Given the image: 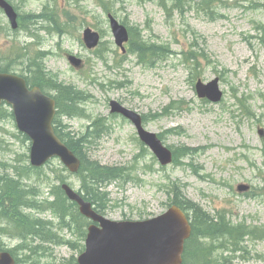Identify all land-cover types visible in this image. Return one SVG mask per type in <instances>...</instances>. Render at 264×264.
<instances>
[{"label":"rangeland","instance_id":"obj_1","mask_svg":"<svg viewBox=\"0 0 264 264\" xmlns=\"http://www.w3.org/2000/svg\"><path fill=\"white\" fill-rule=\"evenodd\" d=\"M14 2L26 16V30L13 31L0 10V54L6 59L0 56L1 64L37 86L31 72L38 63L46 72L41 88L53 97L54 84L83 91L82 115H58L56 126H65L61 134L58 132L65 142L89 133V161L123 169L121 178L93 189L95 200L109 206L103 209L108 219L137 221L160 216L174 197L169 188L179 186L183 197L196 202L205 213L225 215L234 225L255 227L262 234L264 136L258 131L264 130V0H223L209 5L204 0ZM108 13L137 30L140 43L161 46L164 52H146L140 59L138 53L130 52L129 45V54H123L115 45ZM86 28L102 35V45L95 52L82 40ZM192 44L199 52L196 59L190 57ZM67 55L82 59L84 67L76 70ZM198 78L204 82L219 78L223 101L212 104L200 100L192 83ZM112 100L146 116V129L163 136L166 145L174 149L188 146L196 153L180 158L179 165L162 169L140 142L134 126L111 115ZM184 106L186 109L169 112ZM30 147V140L17 129L11 107L3 106L0 175L17 180L19 174L31 173L27 171ZM49 163L42 170L48 182L41 189V201L51 200L48 193L51 185L57 184V173L85 194L82 175L65 171L59 159ZM22 182L30 183L28 179ZM241 184L250 186V192L257 191L239 193L237 186ZM30 212L51 220L55 231L73 247L49 243L50 255H35L38 240L28 237L19 241L0 232L6 249L23 260L22 264L30 260L74 264L73 257L76 261L84 250V229L74 225L72 235L58 227L52 212ZM4 226L8 224L0 228ZM238 249L242 250H217L214 254L221 259L235 256V264H264V239L246 238Z\"/></svg>","mask_w":264,"mask_h":264},{"label":"water","instance_id":"obj_2","mask_svg":"<svg viewBox=\"0 0 264 264\" xmlns=\"http://www.w3.org/2000/svg\"><path fill=\"white\" fill-rule=\"evenodd\" d=\"M0 8L5 11L12 27H18V15L6 1L0 0ZM116 44L126 52L124 43L128 42V31L110 16ZM84 41L89 49L98 46L100 36L87 29ZM70 63L77 69L82 67V60L69 56ZM200 98L219 102L222 93L218 80L208 85L201 81L196 86ZM6 101L13 107L18 129L32 140L31 164L44 166L50 159L59 157L72 172L80 169V160L56 135L53 121L56 115V102L46 96L40 88L29 90L25 79L0 72V104ZM111 112L120 114L135 126L140 140L150 148L162 166L173 163V152L163 141L143 126L142 117L125 108L117 101H112ZM261 135H264L261 132ZM248 186H239V192L248 191ZM71 201L79 205L82 215L100 223L101 227L91 225L87 239V249L79 257V264H183L185 242L190 239L192 227L184 212L177 206L171 207L163 215L144 221H110L92 208L70 186L63 185ZM0 264H15L8 252H0Z\"/></svg>","mask_w":264,"mask_h":264},{"label":"trees","instance_id":"obj_3","mask_svg":"<svg viewBox=\"0 0 264 264\" xmlns=\"http://www.w3.org/2000/svg\"><path fill=\"white\" fill-rule=\"evenodd\" d=\"M135 41L131 47V52L138 53L140 59L146 52H151L153 55L163 52L162 47L155 45L148 46L145 43L138 41V33L136 32ZM197 52H191V58L198 57ZM34 70L32 75L34 76L33 84L42 87L41 82L46 78V72L39 66L38 63L32 67ZM6 72V71H5ZM54 90L56 91L57 107L59 109L58 115H67L71 117L80 116L83 113V108L80 106L86 99L82 97V92L75 86L65 84H54ZM80 91V92H79ZM82 101V102H81ZM185 107V106H184ZM180 107L177 109H183ZM147 120V118H145ZM63 126H56V132L61 134ZM173 132V131H171ZM66 144L76 153V155L82 161V167L80 174L84 180V191L86 198L93 201L97 208L105 209L107 205L99 204L95 200L93 193L94 186L117 180L122 177L123 169L118 167L103 166L97 162L89 161L86 153V147L90 144L89 133L85 134L79 139H69ZM175 164L179 165L182 162L180 158L186 157L193 153V150L186 147L176 148ZM28 175L35 180H44L45 175L42 169L35 170L31 167L27 168ZM35 172V173H32ZM1 176V175H0ZM3 181L1 200H0V222H6L9 227L1 228L4 233H16L22 238L35 237L42 241H54L56 235L52 232L48 222L41 220H33L29 215L23 213V208L30 209H43L50 210L52 214L58 216L56 218L63 221L66 215L69 213L73 218V224L83 229L84 223L87 222L78 213L77 207L73 205L72 209L67 205V199L60 194L57 200L47 204L45 201H40L37 197L40 193H37L31 200L30 196H33L32 188L26 186L21 180L10 178L9 175L1 176ZM1 186V185H0ZM57 189H52L55 191ZM171 191L178 190L179 193H174V204L180 205L184 210H187L191 215L193 232L190 240L186 243L184 263L183 264H235L233 262L234 257L219 258L215 256L214 252L217 250L234 252L240 246L241 242L246 237H252L256 239H264V232L262 234L256 231L255 227L249 228L245 224L234 225L226 219L224 215H217L216 217L210 216L205 213L197 203L186 200L183 194L179 190V186L170 188ZM88 195V196H87ZM102 205V206H101ZM3 219V220H2ZM70 225V224H66ZM85 231L83 230V235ZM229 244L228 246L226 244ZM236 247V249H235Z\"/></svg>","mask_w":264,"mask_h":264},{"label":"bare ground","instance_id":"obj_4","mask_svg":"<svg viewBox=\"0 0 264 264\" xmlns=\"http://www.w3.org/2000/svg\"><path fill=\"white\" fill-rule=\"evenodd\" d=\"M181 9V8H180ZM73 87V86H72ZM80 92V91H79ZM83 92V91H82ZM86 96V95H85ZM82 102V101H81ZM75 176V175H74ZM105 189V188H104ZM104 191V190H103ZM88 196V195H87ZM43 199V198H42ZM100 204V203H99ZM97 206V205H96ZM102 206V205H101ZM199 206V205H198ZM56 216V215H55ZM58 217V216H56ZM3 220V219H2ZM54 240V239H53ZM19 258V257H18ZM23 261V260H22Z\"/></svg>","mask_w":264,"mask_h":264},{"label":"flooded vegetation","instance_id":"obj_5","mask_svg":"<svg viewBox=\"0 0 264 264\" xmlns=\"http://www.w3.org/2000/svg\"><path fill=\"white\" fill-rule=\"evenodd\" d=\"M2 68V65L0 64V69Z\"/></svg>","mask_w":264,"mask_h":264}]
</instances>
